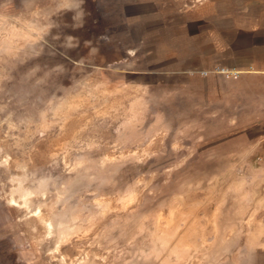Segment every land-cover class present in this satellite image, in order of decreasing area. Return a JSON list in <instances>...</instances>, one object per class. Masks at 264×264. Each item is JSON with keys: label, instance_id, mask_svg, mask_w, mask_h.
Masks as SVG:
<instances>
[{"label": "rangeland", "instance_id": "rangeland-1", "mask_svg": "<svg viewBox=\"0 0 264 264\" xmlns=\"http://www.w3.org/2000/svg\"><path fill=\"white\" fill-rule=\"evenodd\" d=\"M262 12L0 0V264H264Z\"/></svg>", "mask_w": 264, "mask_h": 264}, {"label": "crops", "instance_id": "crops-1", "mask_svg": "<svg viewBox=\"0 0 264 264\" xmlns=\"http://www.w3.org/2000/svg\"><path fill=\"white\" fill-rule=\"evenodd\" d=\"M260 32L255 33V30L247 31L248 36L244 41L247 44L243 55V62L238 65L248 67L244 70V77L249 81V88L253 95V99L259 98L264 103V16L263 12L260 19ZM241 61V60H240ZM231 65L228 62L222 63L221 66ZM234 68L235 67H229ZM240 70V69H239ZM241 71V70H240ZM241 74V72H240ZM239 74V76H240Z\"/></svg>", "mask_w": 264, "mask_h": 264}, {"label": "built area", "instance_id": "built-area-1", "mask_svg": "<svg viewBox=\"0 0 264 264\" xmlns=\"http://www.w3.org/2000/svg\"><path fill=\"white\" fill-rule=\"evenodd\" d=\"M220 72H224V73H226V74H229V73H231L232 75H234V76H237L238 74H239V72L238 71H232V70H229V69H227V70H224V69H222V70H220ZM204 74H207V71H204Z\"/></svg>", "mask_w": 264, "mask_h": 264}]
</instances>
